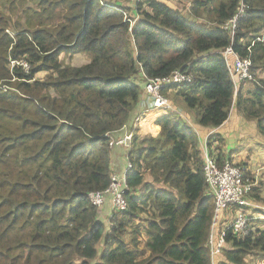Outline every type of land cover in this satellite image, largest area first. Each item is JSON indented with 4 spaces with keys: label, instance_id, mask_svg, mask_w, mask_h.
<instances>
[{
    "label": "trees",
    "instance_id": "16d2710c",
    "mask_svg": "<svg viewBox=\"0 0 264 264\" xmlns=\"http://www.w3.org/2000/svg\"><path fill=\"white\" fill-rule=\"evenodd\" d=\"M191 1L192 23L161 2L144 0L132 32L124 15L102 0L3 3L0 264H213L208 241L215 203L198 138L173 110L138 116L139 104L146 79L181 71L193 76L192 84L163 90L175 110L172 93L202 128L220 127L236 110L256 121L264 136V0ZM242 4L245 16L232 36L228 24ZM229 47L252 60L257 78L246 82L247 91L246 83L236 90L230 78ZM63 55H85L88 62L65 64ZM41 73L46 79L36 78ZM125 133L133 136L130 145L111 146ZM212 140L207 144L218 165L231 162L213 151ZM116 147L130 149L124 152L132 166L127 208L104 224L88 194L106 190L112 175L124 172L114 167ZM244 179L253 182L249 173ZM247 196L264 204L256 187ZM260 222L247 237L222 234L226 246L215 261L246 264L256 253L264 259Z\"/></svg>",
    "mask_w": 264,
    "mask_h": 264
},
{
    "label": "built area",
    "instance_id": "2783aa9c",
    "mask_svg": "<svg viewBox=\"0 0 264 264\" xmlns=\"http://www.w3.org/2000/svg\"><path fill=\"white\" fill-rule=\"evenodd\" d=\"M156 1L162 3L169 0ZM170 1L182 4L185 0ZM142 2H144V0H121V2H113L111 5H104L102 2L101 4L109 9L119 10L124 15L125 21L129 23V32H132L134 26L139 22L140 17L137 8ZM186 5L187 11L190 12V3H186ZM245 9V5L242 4L237 15L229 21L228 26L232 29V36L235 34L239 20L245 16ZM258 41H262V39H258ZM224 57L230 78L236 90L243 83L256 81L257 75L253 72V63L250 57L241 58L231 47L225 50ZM11 65H22L26 70L28 69V65L25 62L19 63L12 61ZM262 76L264 87V75ZM193 80L194 78L192 75L181 71H175L166 77L146 79L144 88L145 100L142 107H147H143L144 110L142 112L151 113L159 110H175L170 99L163 94V90L165 88H177L190 85ZM132 137V134L125 133L121 139L113 141L111 146H127ZM207 143L202 146L203 173L215 203L212 231L208 241L211 256L215 259L219 257L226 246L222 234L228 230H231L235 235L240 237H247L256 232V227L252 223L253 219L246 215V211L235 212L233 209L234 207L253 206L247 198V195L250 194L256 185L254 182L245 181L244 178L247 171L239 164L226 161L224 165L220 167L211 155ZM131 168L132 166L129 162L122 174L112 175L111 183L106 190L89 193L88 199L91 205L98 210H102L108 201L111 210L110 217H112L114 213L124 212L127 208L124 197V193L128 189L126 174ZM223 214L224 217L222 219L221 216ZM227 214L230 216H227ZM260 219L264 220V217L261 216ZM219 230L221 231L220 234L218 233Z\"/></svg>",
    "mask_w": 264,
    "mask_h": 264
},
{
    "label": "rangeland",
    "instance_id": "374dc122",
    "mask_svg": "<svg viewBox=\"0 0 264 264\" xmlns=\"http://www.w3.org/2000/svg\"><path fill=\"white\" fill-rule=\"evenodd\" d=\"M5 1L6 0H0V9L5 10L7 12L6 8L3 6V3ZM102 1H103L102 3L104 5L105 4H112L115 1L121 2V0H102ZM189 1L192 2L191 0H189ZM189 1L185 0L184 3H182V4H180V3L177 4V3L172 2L170 0L162 2V3L165 4L166 6L170 7L172 10L181 12V17H183L186 21L192 23V22H194V20H193L194 18H191L188 16L189 14H188L187 7H186L187 6L186 3H189ZM182 5L186 7V9H184V12L182 11L183 10ZM196 24H200L201 26L206 25L207 27L211 26L209 23H205L202 19L196 20ZM7 33L11 36L14 35L13 32H11V30L10 31L8 30ZM61 59L65 64H70V65H73L76 67H80L82 65H85L88 62V57L85 55H76L74 57H69L67 55H63L61 57ZM46 76H47L46 73H41V74H38V76L36 78L39 80H44V79H46ZM143 93H144V89H143ZM144 96H145V94H144ZM170 97H171L174 105L177 108L176 110L172 111L173 117L176 120L177 119L178 120H184V122L187 121L186 118H190V121L192 124H190L189 122H185L186 123L185 127L187 128L188 126H191L193 128L194 124H196L195 113H193V112L189 111V109H187L186 104L184 103V100L181 97H178L175 99L174 93H172L170 95ZM143 107L146 108L147 106H143ZM143 107H142V109H140L141 111L138 112L139 113L138 116L144 110ZM133 126L137 130L140 128V124H138L137 122H135V124ZM144 126H146V130H148V127L150 128V126L145 124V123L143 124V127ZM188 128H187V130H188ZM144 137L145 136L143 135V138ZM215 143H217V142H215ZM121 147H123V146H121ZM124 148H126V146H124ZM120 149L121 148L116 147L115 151H119ZM129 150L130 149H126L127 154L129 153L128 152ZM260 150H261V147L259 149H257L256 152H237V155L241 156L242 158H239L238 160H235L234 162L233 161L232 162L239 164L240 166L245 168V170L247 171V174L249 173L251 179L255 183L256 188H258L259 193L264 197V156H263L264 152H260ZM112 153H113V159L117 158V154H119V152H112ZM250 202L253 205L252 207H234L233 209L235 212H243L245 210L248 216L253 217L255 219V222L253 223V225L255 227H262V224L260 221L264 222V220H262L260 218H261V216L264 217V204L259 203V202H255V201H250ZM105 207L110 208L109 204H108V206H107V204H105L104 208ZM110 214H111V210H110ZM227 216H230V215L227 214ZM108 217L110 218L109 215L108 216L105 214L101 215L100 216L101 222H103L104 224H107L109 221ZM221 217L223 219L224 214ZM258 220H260V221H258ZM143 226L144 225H141V227H143ZM221 231L219 230L218 233L220 234ZM145 241H146V238L144 236H142L140 239L141 250H144V248H145ZM259 258H262L260 253L259 254L256 253V255H254V256L251 255L250 258L248 257V262H249L248 264H255ZM212 263L217 264V260L215 261V259H213ZM92 264H94V263H92Z\"/></svg>",
    "mask_w": 264,
    "mask_h": 264
},
{
    "label": "crops",
    "instance_id": "0c3cea01",
    "mask_svg": "<svg viewBox=\"0 0 264 264\" xmlns=\"http://www.w3.org/2000/svg\"><path fill=\"white\" fill-rule=\"evenodd\" d=\"M243 87L245 91L249 90L250 88L248 83L243 85ZM144 100L145 96L143 95L142 102L139 104V111L140 109H142ZM186 119L187 121L185 122H189L190 124H192L190 118ZM188 127H190L196 134L198 138L199 149L201 150V152L203 148L202 146L205 145L210 139H213V151L217 154L220 152H224L225 155H228L231 162L242 158L241 156L237 155V152H256V150L260 147V152H264V136L259 133L256 121H249L245 119L236 110H233L230 113L228 120L218 128H202L196 124H194L193 126L194 129L191 126ZM120 137H123V135H121ZM215 138H217L218 140L217 143L214 142ZM125 150L126 149L121 148L119 151H116L119 152V154H117V158L113 159L114 167L117 172H122L126 168L127 158L125 157L127 154H124V152H126ZM100 211V216L104 214L110 216V208L106 207ZM223 261L224 259L220 258L217 264ZM248 263L249 262L247 259L246 264ZM255 264H264V259L259 258Z\"/></svg>",
    "mask_w": 264,
    "mask_h": 264
}]
</instances>
